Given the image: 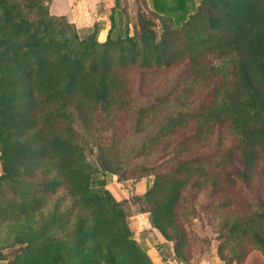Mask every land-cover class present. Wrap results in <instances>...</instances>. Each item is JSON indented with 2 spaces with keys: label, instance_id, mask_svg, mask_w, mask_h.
I'll list each match as a JSON object with an SVG mask.
<instances>
[{
  "label": "trees",
  "instance_id": "trees-1",
  "mask_svg": "<svg viewBox=\"0 0 264 264\" xmlns=\"http://www.w3.org/2000/svg\"><path fill=\"white\" fill-rule=\"evenodd\" d=\"M50 1L0 0V261L153 264L147 214L176 264H264V0H143L132 34L115 0L103 42Z\"/></svg>",
  "mask_w": 264,
  "mask_h": 264
},
{
  "label": "crops",
  "instance_id": "crops-1",
  "mask_svg": "<svg viewBox=\"0 0 264 264\" xmlns=\"http://www.w3.org/2000/svg\"><path fill=\"white\" fill-rule=\"evenodd\" d=\"M55 1V0H54ZM50 1V14L64 16L70 23L77 28L89 30L95 25L99 27L98 36L103 41L110 26L109 16L111 9L115 5V0H63L61 8H56L55 2ZM89 32V31H88ZM106 38V37H105ZM125 182V181H124ZM151 183L149 178L135 181L131 187L124 189L121 182H117L116 175L108 176L107 188L113 193L115 191L122 199H127L133 193L142 194ZM122 185L123 190H117ZM130 191V192H129ZM129 194V195H126ZM140 233L135 240L145 248L147 255L153 264H176L172 244L158 235L148 223V215L143 214ZM138 234V233H137ZM209 264H223L216 254L212 252Z\"/></svg>",
  "mask_w": 264,
  "mask_h": 264
},
{
  "label": "rangeland",
  "instance_id": "rangeland-1",
  "mask_svg": "<svg viewBox=\"0 0 264 264\" xmlns=\"http://www.w3.org/2000/svg\"><path fill=\"white\" fill-rule=\"evenodd\" d=\"M198 1L199 0H195L196 3H198ZM54 2H55L56 8H61L62 4H64L63 0H55ZM119 5H120V9L127 11L128 18L124 19V20L128 21L130 33L132 34L133 30H135V23H136L138 9L143 10V8H144L143 0H119ZM50 6H51V3H49V6H48L49 12H50ZM123 18H125V16H123ZM74 26H75L76 31H77L80 38H83L87 34H90L93 30V27L89 30H85V28H77L75 24H74ZM105 37L106 36H104L103 41L105 40ZM97 39L99 42H103V41H101V39L99 38L98 35H97ZM202 89L194 91L195 97H198V95L200 93H203L204 90H202ZM205 99L208 100V95L207 96L205 95ZM144 174H145V159L141 158V159H139L138 162H135L132 165L126 167L120 174L116 175V179H117V182H121L123 185H125L124 189H126L128 186L131 187L135 181H138V180L131 178L133 175L134 176L140 175V177H142V178H140L139 180H141V179L145 178V177H143ZM149 179H150V181H152V177H149ZM117 188H119V189H117L119 191H121L120 189L123 190L122 185L120 187H117ZM113 193H115L114 197L117 200H121L122 194H121V196H119L115 191H113ZM126 195H129V194H126ZM142 216H144V215L135 214V215L130 216V218H129L130 229L133 232V234L136 235V237L141 235L140 227L142 226L141 225ZM215 251H216V242H213L212 246H211L210 253L207 255H204L199 264H209L210 256H211L212 252L215 253ZM0 264H4V262L0 261Z\"/></svg>",
  "mask_w": 264,
  "mask_h": 264
}]
</instances>
